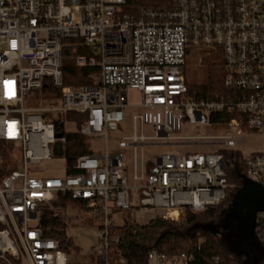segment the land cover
<instances>
[{"label":"built area","instance_id":"built-area-1","mask_svg":"<svg viewBox=\"0 0 264 264\" xmlns=\"http://www.w3.org/2000/svg\"><path fill=\"white\" fill-rule=\"evenodd\" d=\"M134 1L0 0V141L12 144L10 156L22 165L17 171L0 156V264H68L40 224V208L60 195L76 203L71 209L83 223L99 227L97 259L125 216L140 225L179 221L187 209L220 207L238 188L229 178L264 185V148L248 158L237 150L245 133L264 135V0ZM69 47L75 66L93 71L91 84L65 86ZM213 54L223 58L225 87L237 93L229 101L210 100L206 86L186 81L188 56L204 64ZM129 90L140 93L138 105L129 104ZM32 92L57 104L27 109ZM133 108V133L111 150V134L122 131ZM232 110L239 118L213 129L212 115ZM68 114L84 117L87 147L101 140L104 152L79 156L74 175L66 165L63 177H46L35 168L66 159L67 138L56 122L62 117L66 132ZM148 264H191V257L152 250Z\"/></svg>","mask_w":264,"mask_h":264},{"label":"trees","instance_id":"trees-1","mask_svg":"<svg viewBox=\"0 0 264 264\" xmlns=\"http://www.w3.org/2000/svg\"><path fill=\"white\" fill-rule=\"evenodd\" d=\"M141 4H143L142 0L134 1L136 7ZM76 55V50L73 47L64 50L62 69L65 86L92 83L90 77L93 71L78 69L74 60ZM204 65L207 69L204 85L210 89V100L225 99L229 101L232 99L237 93L228 90L224 85L225 70L221 55L207 56ZM186 81L188 83L187 78ZM56 94L59 96V92ZM66 117L72 122L75 130L64 132L61 125L62 117L57 120L56 127L58 133L66 135L67 175H74L72 166L75 161L79 156L90 153V150L85 143V138L80 133L84 117L75 114H68ZM238 118V113L232 110L221 115H212L211 123L213 129H225L230 121ZM11 150H13L12 144L0 141V156L11 155ZM244 170L243 168L242 171ZM229 182L238 183L236 185L240 188L243 185L240 178L235 180L233 177L229 178ZM236 193L229 190L226 201H231ZM69 204L73 207L76 206L69 195H60L56 200L42 206L39 211L40 224L45 237L56 240L60 244L61 251L65 254L70 253L72 249H77L72 239L67 236L69 222L66 209ZM230 206L231 203L228 207ZM220 208L221 206L198 213L187 209L180 218V222L155 218L147 224L140 225L125 216L123 226H117L110 230L107 252L97 259L93 258L87 264H148V255L152 250L171 257L187 254L191 257V264H232L228 254L216 240V235L229 237L235 243L234 249L241 252L238 244L243 241L242 236L245 233H242L241 224L232 216L226 224L217 225L216 219ZM84 223L85 225H95V222L91 220ZM253 237H255L257 255L264 256V221L257 222ZM122 260L125 262L122 263Z\"/></svg>","mask_w":264,"mask_h":264},{"label":"rangeland","instance_id":"rangeland-1","mask_svg":"<svg viewBox=\"0 0 264 264\" xmlns=\"http://www.w3.org/2000/svg\"><path fill=\"white\" fill-rule=\"evenodd\" d=\"M202 57L205 53L200 52ZM207 76V69L204 64H200L197 57L195 55H189L187 58L186 64V78L188 80V84L193 88H198L201 86H205L204 82ZM92 81V80H91ZM208 95H210V89L208 86ZM48 98V94L44 93L41 95L39 92H32L29 94L26 100V108L27 109H41L47 108L49 106H54L57 104V99L51 100L48 102L46 99ZM141 95L138 91L129 90L128 91V102L131 105H138L140 103ZM136 110L127 109L126 119L127 121L122 125V131H118L116 133L111 134L109 139V148L111 150L116 148L115 140L124 135H131L133 133V126L129 122V118L133 116ZM69 120L68 118H65ZM70 121V120H69ZM75 127L73 125H69L67 127V131H73ZM190 132H198L197 128H192ZM189 133V132H188ZM185 132V134H188ZM89 149L95 150L97 153L104 152V143L101 140H95L94 142L88 141ZM264 148V135L257 133H245L243 136L238 138V147L239 150L245 158L250 157L252 154L262 151ZM188 148L178 149L177 151H187ZM193 151V148L189 149ZM152 151L157 153L159 151L162 152H170V148L159 149L152 148ZM13 152V150H11ZM9 156V157H8ZM6 161L12 165L13 168L17 171H22V165L19 161L20 158H17L16 162H13V159L10 155H8ZM67 165L66 159H54L52 161L42 162L35 169L39 171L42 175L46 177H63L65 175V168ZM234 180L237 177H233ZM238 184V183H236ZM231 201L227 202L226 200L221 205L219 210L218 217L216 222L218 223L220 218L222 217L221 212L228 209V205ZM73 205H68L66 211L67 212V220L69 222V226L67 228V236L72 239L74 245L76 246V250L72 249L70 253L65 254L68 260V264H87L94 257L95 251L100 248V246L104 243V239L101 236L100 229L97 225H85L83 223L80 216H78L77 212L71 209ZM176 222V221H174ZM177 222H180L177 221ZM216 240L221 245L222 249L228 254L229 259L232 261V264H245L244 262L247 260L246 255H241L236 252V250H229L227 246L223 243L222 237L220 235H216ZM238 248L242 251H248L253 255H256L257 248L255 244L254 238H251L248 241H242L238 244ZM260 257L258 259L257 264H264V256L258 255ZM261 258V259H260ZM257 260V259H256Z\"/></svg>","mask_w":264,"mask_h":264},{"label":"water","instance_id":"water-1","mask_svg":"<svg viewBox=\"0 0 264 264\" xmlns=\"http://www.w3.org/2000/svg\"><path fill=\"white\" fill-rule=\"evenodd\" d=\"M60 136V135H59ZM56 155L62 154L60 144L56 147ZM231 215L246 231V239L253 237L259 213L264 212V185L244 180L240 190L233 195ZM255 240V237H253Z\"/></svg>","mask_w":264,"mask_h":264},{"label":"flooded vegetation","instance_id":"flooded-vegetation-1","mask_svg":"<svg viewBox=\"0 0 264 264\" xmlns=\"http://www.w3.org/2000/svg\"><path fill=\"white\" fill-rule=\"evenodd\" d=\"M240 190V187H238L237 188V190H236V192H238ZM233 199V198H232ZM231 203H232V200H231ZM231 206L228 208V209H226V210H224L223 212H222V217L220 218V220H219V222L217 223V225H223V224H226V222H228L229 221V219H230V217L232 216L231 215ZM235 220V219H234ZM219 228V227H218ZM220 230V229H219ZM242 233H245V234H243V236H242V239H243V241L245 240V241H248V240H250V239H246L245 238V236H246V231L244 230V228L242 229ZM222 241H223V243L227 246V248L229 249V250H234V245H235V243H233L232 242V240L229 238V237H227V236H222ZM242 242V241H241ZM236 252H238V251H236ZM238 253H240L241 255H246L248 258H247V260L244 262L245 264H257L258 262V259L259 258H257V257H260V256H258L257 254L256 255H253L252 253H250V252H248V251H245L244 252V250L243 251H241V252H238ZM257 259V260H256ZM261 259V258H260Z\"/></svg>","mask_w":264,"mask_h":264}]
</instances>
